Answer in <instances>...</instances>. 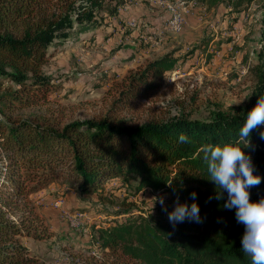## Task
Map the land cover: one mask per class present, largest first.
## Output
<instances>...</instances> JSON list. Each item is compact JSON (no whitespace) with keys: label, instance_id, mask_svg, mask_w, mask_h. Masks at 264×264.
I'll use <instances>...</instances> for the list:
<instances>
[{"label":"trees","instance_id":"trees-1","mask_svg":"<svg viewBox=\"0 0 264 264\" xmlns=\"http://www.w3.org/2000/svg\"><path fill=\"white\" fill-rule=\"evenodd\" d=\"M211 9L226 3L240 12L254 0H182ZM126 0H0V264H43L22 245L20 237L44 238L38 219L27 208L30 192L57 178L74 184L79 195H91L109 180H137L136 192L167 195L171 212L180 203L199 205L202 223L185 221L173 228L167 213L136 216L97 227L91 242L96 258L73 264H252L242 251L244 225L235 209L224 208L227 192L210 181L201 149L234 145L252 158L250 202L264 198V140L253 130L245 149L239 130L247 113L264 97V61L258 89L241 108L216 112L206 120H150L130 124L115 115L162 87L177 60L168 53L149 62L124 83L118 101L100 119L66 124L25 111L48 105L50 78L43 73L49 48L65 41L78 26L94 28L98 16L114 17ZM188 137L181 143L180 135ZM196 192L195 201L190 197ZM222 192V198L216 199ZM27 211V213L25 212ZM22 213L21 215H18Z\"/></svg>","mask_w":264,"mask_h":264},{"label":"rangeland","instance_id":"rangeland-1","mask_svg":"<svg viewBox=\"0 0 264 264\" xmlns=\"http://www.w3.org/2000/svg\"><path fill=\"white\" fill-rule=\"evenodd\" d=\"M168 6L183 17L180 31L171 28ZM98 18L94 28L75 27L65 41L49 48L43 73L51 81L50 103L26 113H39L61 125L100 119L117 108L114 104L130 76L168 53L177 63L165 74L162 87L121 109L117 117L135 125L206 120L213 113L243 107L258 89L264 61V0H254L240 12L225 2L207 9L182 0H126L116 16L100 13ZM136 185L135 178L113 179L96 193L81 196L74 184L57 178L30 192L26 209H32L36 227L45 236L23 235L22 245L43 264L102 257L91 242L95 228L156 215L161 207L156 197L168 203L167 195L136 192Z\"/></svg>","mask_w":264,"mask_h":264},{"label":"clouds","instance_id":"clouds-1","mask_svg":"<svg viewBox=\"0 0 264 264\" xmlns=\"http://www.w3.org/2000/svg\"><path fill=\"white\" fill-rule=\"evenodd\" d=\"M264 125V97L258 99L257 104L247 113L246 120L239 130V140L244 142L245 149L250 147L253 130ZM259 138L264 140V131L259 132ZM181 143L187 142L188 137L181 134ZM201 151L207 164L210 181L227 192V201L224 208L235 209V217L239 224L244 225V234L241 244L242 251L249 255L252 264H264V198L258 202H250L249 189L261 184L262 177L254 175L252 158L239 146L234 145H206ZM196 192L190 197L196 199ZM216 199L222 198V192L217 193ZM167 213L169 223L175 228L185 221L202 223L199 205L193 202H175L174 209L169 212L163 196L154 198Z\"/></svg>","mask_w":264,"mask_h":264},{"label":"built area","instance_id":"built-area-1","mask_svg":"<svg viewBox=\"0 0 264 264\" xmlns=\"http://www.w3.org/2000/svg\"><path fill=\"white\" fill-rule=\"evenodd\" d=\"M169 12L171 13V28L174 29L175 31H180L181 30V26H182V22H183V17L181 15V13L175 9V7H171L168 6ZM58 203H56L57 205ZM94 256H96L94 254Z\"/></svg>","mask_w":264,"mask_h":264},{"label":"crops","instance_id":"crops-1","mask_svg":"<svg viewBox=\"0 0 264 264\" xmlns=\"http://www.w3.org/2000/svg\"><path fill=\"white\" fill-rule=\"evenodd\" d=\"M120 14H122V11L119 12V15H120ZM170 18H171V16H170ZM170 20H171V19H170Z\"/></svg>","mask_w":264,"mask_h":264}]
</instances>
